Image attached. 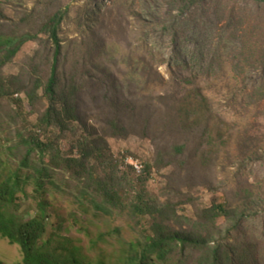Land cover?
<instances>
[{"label":"rangeland","instance_id":"1","mask_svg":"<svg viewBox=\"0 0 264 264\" xmlns=\"http://www.w3.org/2000/svg\"><path fill=\"white\" fill-rule=\"evenodd\" d=\"M173 1L0 0V32L34 34L50 15L66 10L57 76L61 86L76 88L77 133L122 161L120 171L129 165L138 176L150 165L144 190L176 206L173 229L207 237L210 246L221 243L231 264H264V6L253 0H210L204 15L210 19V38L198 66L181 63L189 55L181 48L196 43L183 42L181 33L176 46L165 30L170 10L177 15ZM52 64L53 45L41 34L0 68V80L16 81L9 89H18L14 97L22 100L17 117L15 105L0 99V179L20 168L25 149L17 147L18 134L25 136L46 106L43 86ZM34 80L42 88L32 109L26 91ZM194 88L211 108V139L185 133L179 124L184 96ZM62 142L67 152L70 143ZM180 145L185 148L178 153ZM37 156L20 168L29 182ZM82 187L69 174L51 170L39 194L30 183L18 194L16 217L43 221L52 245L74 252L81 264H129L141 254L135 219L128 212L97 211L99 199L90 193L80 197ZM127 189L134 194L139 187ZM219 205L229 215L205 221V210ZM180 248L167 264L198 263L200 252L183 254ZM21 257L19 247L0 240V261L22 264Z\"/></svg>","mask_w":264,"mask_h":264},{"label":"trees","instance_id":"2","mask_svg":"<svg viewBox=\"0 0 264 264\" xmlns=\"http://www.w3.org/2000/svg\"><path fill=\"white\" fill-rule=\"evenodd\" d=\"M253 1L264 6V0ZM209 2L210 0H174L170 3L176 6L177 15L170 10L165 22L168 27L165 30L173 35L176 46L181 43V33L184 35L183 42L191 39L196 43L192 49L186 45L181 48L183 53H189L186 61L182 60V64L201 66L203 63L206 42L210 38V19L209 16H204L207 14L206 6ZM258 9L261 11L262 7ZM66 16V10L54 12L42 22L40 30L34 34L6 37L0 32V68L11 63L24 44L34 42L41 34H46L53 45V64L42 94L46 106L35 124L30 125L32 128L26 130V135L18 134L20 142L17 147L25 149L24 158L19 163L20 168L29 167V157L32 154L38 155V165L33 167L30 182L22 178L20 168L0 179V235L20 246L26 264H81L74 252L63 249L65 253H62L60 246L58 248L52 245L43 221L34 219L22 222L14 211L18 194L24 193L26 185H34L36 193L39 194L50 171L59 170L69 174L72 180L83 186L78 191L80 197H86L90 193L99 199V202L93 201L97 211L107 215L111 210L128 212L135 219V225L139 227L138 244L141 254L131 258L129 264H167L170 261L169 256H172L178 246H181L183 254L187 249L200 252L201 257L197 264H228L230 259L223 252L221 243L210 246L207 237L172 228L171 222L178 219L176 206L161 203L144 190L145 182L151 175L150 165L146 164L138 176L129 165L120 171L122 161L106 155L94 140H90L89 135L86 136L84 132L77 133L81 121L75 104L76 88L72 85L61 86L57 76L61 48L59 31ZM237 25H240L239 21L236 22ZM253 61L258 63L255 59ZM15 82L13 80L5 83L0 80V99H8L13 103L19 117L22 115V100L14 97V92L18 89L14 92L9 89ZM40 88L41 82L34 80L31 89L26 91L27 102L32 109ZM178 113L183 132H198L202 137L212 138L215 130L208 128L212 111L199 88L185 94ZM110 123L114 129L118 128L115 122ZM62 140L70 143L67 152L61 149ZM184 148V145L176 146L175 151L180 153ZM2 167L0 164V169ZM128 186H138L139 190L132 194L128 191ZM228 215L229 211L219 205L213 207L212 211L205 210L202 216L205 221L214 222L217 218Z\"/></svg>","mask_w":264,"mask_h":264},{"label":"clouds","instance_id":"3","mask_svg":"<svg viewBox=\"0 0 264 264\" xmlns=\"http://www.w3.org/2000/svg\"><path fill=\"white\" fill-rule=\"evenodd\" d=\"M7 240L8 241V243L10 244V245H14V246H16V247H19V249H20V252H21V255H22V257H21V262H22V264H26L25 263V260H24V255H23V252H22V250H21V248H20V246L18 245V244H16V243H13V242H11L7 237H2L1 235H0V240ZM6 256H11V254L10 255H6ZM8 259V258H7ZM7 259H4V258H2V260L0 261V264H12V263H9L8 261H7ZM11 260V259H10ZM19 264H20V260H19Z\"/></svg>","mask_w":264,"mask_h":264},{"label":"built area","instance_id":"4","mask_svg":"<svg viewBox=\"0 0 264 264\" xmlns=\"http://www.w3.org/2000/svg\"><path fill=\"white\" fill-rule=\"evenodd\" d=\"M131 165H133L134 166V168H135V170L137 171V172H141V166H138L136 163H134V164H131Z\"/></svg>","mask_w":264,"mask_h":264}]
</instances>
